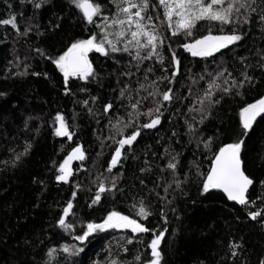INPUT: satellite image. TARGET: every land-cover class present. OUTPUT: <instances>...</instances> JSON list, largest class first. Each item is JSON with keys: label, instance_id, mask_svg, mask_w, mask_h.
I'll list each match as a JSON object with an SVG mask.
<instances>
[{"label": "trees", "instance_id": "obj_1", "mask_svg": "<svg viewBox=\"0 0 264 264\" xmlns=\"http://www.w3.org/2000/svg\"><path fill=\"white\" fill-rule=\"evenodd\" d=\"M96 2L102 5L103 15L115 11L108 0ZM150 3L155 5L156 0H150ZM9 14L15 17L21 33L29 25L31 31L27 36L17 35L10 26H0V93H3L0 95V264H44L48 260L51 264H92L93 261L106 264L109 248L111 258L122 264H142L151 259L147 244L153 231L157 234L165 231L160 244L161 264H241L242 261L244 264H258L259 257L264 255V227L260 223L264 217L253 221L248 213L264 212V199H257L264 197V188L260 184L264 180V114L255 121L242 146L243 168L254 180L247 196L255 203L244 208L228 202L221 193L212 190L209 194L200 195L199 178L195 176L197 169L192 167V162L206 174L218 147L241 136L240 107L264 95V71L259 67L262 63L260 55H264V30L261 29L259 15L253 13L248 24L236 25L238 34L242 35L241 41L211 57L201 58L191 56L180 45L203 35H219L220 26L210 28L207 23L200 22L193 36L172 37L166 24L161 23L163 11L157 7L149 14L157 18L153 23L167 37L159 49L167 73L160 71L161 65L155 56L141 63L138 71L136 62L128 54H114L119 61L116 63L113 58L92 52L89 53V61L97 79L87 84L70 80V94L66 95L59 71L35 49H42L55 58L73 40L87 38L90 32H95V26L85 24L68 0H47L40 9H34L31 4H21L20 0H0V19L8 18ZM94 19L100 22V18ZM224 31L229 33L230 28L226 26ZM169 43L180 62L178 74L172 84L166 80L158 81V87L160 91L172 88L178 98L164 104L161 123L154 129H143L133 150L128 151L127 146L122 150V159L110 174L106 169L116 145L108 138L109 120L114 123L116 117L125 119L127 112L131 111L126 108L129 104L127 99L116 98L119 90L125 83L136 89L138 81L144 82L148 67L153 68V72L147 73L149 81L157 76L170 75L172 52L168 51ZM242 57L246 58L243 62ZM129 63L132 66L127 70L133 74L121 76L120 72ZM246 65H251L247 71L255 78L254 86L242 88V97L234 94L224 96L209 118L203 124L197 123L199 115L189 113L188 108L199 107L193 104V98L206 86V80H200V76L207 77V73L227 68L234 77L242 78L240 72ZM34 72L39 75H32ZM194 80L197 83H193ZM80 87H86L87 91H79ZM140 95L147 96V92L142 91ZM91 96L98 98L95 103L91 102ZM216 98L219 99L220 95L217 94ZM82 100H89V104L82 106ZM106 103L113 105L110 114L103 113ZM151 107L150 98L146 99L140 106V112L145 113ZM88 108L96 115H89ZM57 114L64 118L73 134L71 140L54 135ZM139 119L146 122L149 117L141 116ZM185 120L193 124L202 140L213 138L212 151L205 150L202 144L197 147L186 133ZM133 130V127L124 129V135ZM26 143L31 144V148L13 166L14 153L22 152ZM77 144L85 159L72 161L68 183L57 182L56 167ZM165 148L170 155H163ZM170 156H177V178L183 181L184 174L191 169L192 179L182 185V191L169 189L166 194L163 184L171 180L170 170L165 168L161 172L160 169L165 167ZM142 168H150L151 171L142 173ZM113 175L117 177L116 187L103 193L101 200L89 207L99 180L110 187ZM156 184L161 186L155 187ZM74 185L79 187L74 189ZM154 187L155 190L150 191ZM74 190L77 192L75 198L72 197ZM160 196L165 199L161 201ZM141 199L152 213L143 220L135 215L132 207L134 204L139 207L137 201ZM69 200H72L73 209L66 222L72 227L65 232L56 226V221ZM111 211L136 219L151 231L137 233L134 242L125 245L126 251H121V238H132L133 234L129 230L108 229L93 234L82 245L84 251L76 256L66 259L65 254L59 251L54 252L51 258L46 255L49 249L58 250L62 244L80 246L72 236L80 234L89 222L101 223ZM231 244L240 245L236 257L231 255ZM136 256H140L141 261H136Z\"/></svg>", "mask_w": 264, "mask_h": 264}, {"label": "snow or ice", "instance_id": "obj_2", "mask_svg": "<svg viewBox=\"0 0 264 264\" xmlns=\"http://www.w3.org/2000/svg\"><path fill=\"white\" fill-rule=\"evenodd\" d=\"M21 4H31L34 9H40L47 0H20ZM113 6L115 11L110 15H103L102 5L97 3L96 0H68L71 7L75 8L81 16L82 21L88 25H94L96 31L90 32L87 38L73 40L64 51L58 54L55 58L49 56L42 49H35L41 57L50 60L55 68L59 71L63 78L64 93L70 94V80L76 79L78 81L90 83L97 79V74L93 69L92 63L89 61V53L95 52L102 57L113 58L114 62L119 63L115 59L114 54L122 53L128 54L132 61L136 62V68L140 70V64L146 60H150L153 56L156 57V62L161 65L160 71L167 73V69L164 67V57L160 53V47L164 44L167 37H165L160 31L157 30V26L153 23L156 17L150 15V11H155L157 7L163 11V21L161 23L166 24L167 31L172 37H179L181 35L185 37L193 36L194 29L200 22L207 23L210 28L212 26L219 25V31L221 34L203 35L198 39H194L191 42H184L180 45L183 50L190 53L193 57L207 58L214 55V53L220 52L221 49H227L230 45L235 44L242 40V35L238 34L237 24H248L249 16L253 13L259 15V23L261 29L264 30V0H156V4L150 3V0H108ZM255 5V6H254ZM9 8L11 5L9 4ZM100 18V22H97L94 18ZM0 26H10L13 30L17 31V35L27 36L31 31V25L26 26L21 33L18 29V24L15 17L9 14L8 18L0 19ZM230 28L229 33H225V27ZM54 27H59L55 25ZM210 31V29H209ZM169 52H172L170 67L172 71L170 75L164 74L157 76L155 80H148L147 73L153 72V68L148 67L145 69L144 82L138 81L137 88H130L129 84L125 83L119 90L117 99L125 98L129 101L126 108H130L131 111L127 112L126 118H115V122L109 120L111 125L110 136L114 141L115 150L111 153V159L108 161L106 171L112 173L113 168L122 159V150H133L134 143L137 142L138 137L141 135L143 129H154L161 123L162 107L165 103H172L178 97L172 88L160 91L158 87V81H167L169 84L173 83V78L178 74L179 59L175 52L172 51L169 43ZM257 55H260L257 53ZM246 58H241L243 62ZM259 67L264 71V55H260ZM131 63L126 66V69L120 72L121 76L132 75L128 68H131ZM251 65H246L240 72V77H234L232 72L227 68H219L215 73H207L200 76V80H206V86L202 89L201 94L194 95L193 104H198L199 107L189 106L188 112H195L199 115V120L196 121L199 124H203L207 120L215 108L216 105L221 103L224 96L232 95L242 97L241 91L244 87L254 86L255 78L248 75V68ZM226 73V75H225ZM23 75V73H18ZM32 75H39V73H32ZM47 78V74H45ZM220 81H223L221 83ZM197 83V81H193ZM149 89H151L149 91ZM79 91L86 92V87H80ZM147 92V96H141V92ZM191 91V87H190ZM217 94L220 98H216ZM3 95V93H0ZM153 104V107L149 108L147 112H140V106L144 100L149 99ZM191 98V97H190ZM96 96H91L92 103L97 101ZM135 102H132V101ZM81 105L86 107L89 104V100H82ZM113 108L111 103L103 105V113L110 114V110ZM179 111V109H177ZM89 115L95 116L91 108H88ZM264 114V95L256 99L252 103H247L240 107L239 126L242 130L241 136L230 143H224L218 147L213 153V158L210 161V168L206 174L201 173L198 170V166L195 162H192V167L196 168L195 176L198 177L200 195L209 194L211 190H218L223 193L224 197L228 201L234 202L236 205H240L244 208L249 207L255 201L249 200L247 193L249 188L254 184V180L246 174L243 168L242 146L245 143V137H247L250 131L253 129L254 122L257 117ZM146 116L149 119L146 122H141L140 117ZM192 120L195 121L196 117L193 116ZM57 122L54 135L57 137H67L72 139V133L69 131L67 124L64 122V118L57 114L55 117ZM186 133L190 135L192 140L196 143L197 147L201 144L207 151H212L213 138L208 137L206 140H202L199 137L198 131L193 127V124L189 120H185ZM133 127L134 130L124 135V129ZM175 136L176 133L173 132ZM119 136V139L116 137ZM191 142V141H190ZM159 143V142H158ZM31 148V144L26 143L24 150L19 153H14L11 161L12 165L15 164L26 155ZM163 155H170L168 149L165 148ZM178 155V154H177ZM85 159L84 152L79 144L73 148L66 157L56 167L55 176L57 182H69V177L72 175V169L70 167L73 160L83 161ZM147 164L148 161H145ZM178 160L177 156H170L168 163L160 171L164 172L165 168L170 170L171 180L163 184L164 192L167 194L169 189L172 191L181 190L182 185L189 182L192 179V171L184 174V180H180L176 176ZM148 171L150 168H142L141 172ZM117 177L111 176V186H106L103 180H99L92 202L98 203L101 200L103 193L111 192L116 187ZM143 184V180H141ZM175 185L172 188V185ZM261 187L264 188V180L260 182ZM160 184H156L155 187H160ZM74 189L79 185H74ZM151 189L150 191H154ZM77 192H72V197L75 198ZM159 199L163 201L164 196H160ZM257 199H264V197H257ZM139 207L134 204L132 207L135 209V215L139 216L141 220L147 219L152 215L148 206L145 205L141 199L137 201ZM73 209L72 200L67 201L66 206L62 208V213L59 215L56 226L67 232L72 225L66 222V217L69 216ZM249 219L256 221L258 217H264L262 211H252L248 213ZM161 219H164L163 207H161ZM166 222V221H165ZM262 227H264V220L260 221ZM108 229H128L133 234V237L121 238V251H126L125 245L134 242V237L137 233H146L151 231L143 224L138 223L136 219L129 218L127 215H122L117 211H111L103 219L101 223L89 222L81 230L80 234L72 236L74 241H78L80 246L72 245H60L59 249H49L46 255L52 257L56 251L65 254V258L78 255L84 251L82 245H84L93 234L105 232ZM165 236V231H160L158 234L153 231L152 238L147 244V247L151 250V259L143 261L142 264H161L162 255L160 251L161 240ZM142 243V241H141ZM240 247L238 244H231V255L236 257L239 255L237 249ZM109 256H107L106 264H122V262L111 258V249H108ZM136 261H141L140 256L134 257ZM44 264H51V261H44ZM92 264H100L99 261H93ZM241 264H244L242 261ZM258 264H264V255H261L258 260Z\"/></svg>", "mask_w": 264, "mask_h": 264}, {"label": "water", "instance_id": "obj_3", "mask_svg": "<svg viewBox=\"0 0 264 264\" xmlns=\"http://www.w3.org/2000/svg\"><path fill=\"white\" fill-rule=\"evenodd\" d=\"M257 119H258V117H257ZM255 123V122H254ZM212 191H215V192H219L218 190H212ZM219 193H221V192H219ZM222 195H223V193H221ZM224 196V195H223ZM225 199L227 200V198L225 197ZM228 201V200H227ZM228 202H230V201H228ZM230 203H232V204H235L234 202H230Z\"/></svg>", "mask_w": 264, "mask_h": 264}, {"label": "rangeland", "instance_id": "obj_4", "mask_svg": "<svg viewBox=\"0 0 264 264\" xmlns=\"http://www.w3.org/2000/svg\"><path fill=\"white\" fill-rule=\"evenodd\" d=\"M115 230H128V229H115ZM130 231V230H129Z\"/></svg>", "mask_w": 264, "mask_h": 264}]
</instances>
